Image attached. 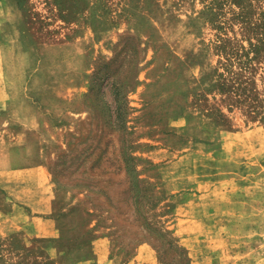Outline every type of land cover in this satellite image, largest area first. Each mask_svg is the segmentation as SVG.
<instances>
[{
    "label": "rangeland",
    "instance_id": "rangeland-1",
    "mask_svg": "<svg viewBox=\"0 0 264 264\" xmlns=\"http://www.w3.org/2000/svg\"><path fill=\"white\" fill-rule=\"evenodd\" d=\"M0 264H264V0H0Z\"/></svg>",
    "mask_w": 264,
    "mask_h": 264
},
{
    "label": "crops",
    "instance_id": "crops-1",
    "mask_svg": "<svg viewBox=\"0 0 264 264\" xmlns=\"http://www.w3.org/2000/svg\"><path fill=\"white\" fill-rule=\"evenodd\" d=\"M35 124L32 123V125H29V128H32V129H37L38 128V122H37V119L35 120ZM34 124V125H33ZM41 160H38V162H36V166H38V169L40 170V172L44 173L46 171L45 169V164L43 163V161L39 162Z\"/></svg>",
    "mask_w": 264,
    "mask_h": 264
}]
</instances>
